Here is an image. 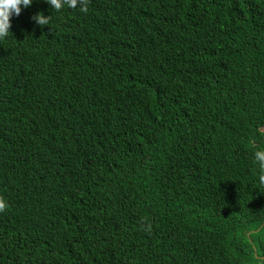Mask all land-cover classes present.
<instances>
[{
	"label": "trees",
	"instance_id": "1",
	"mask_svg": "<svg viewBox=\"0 0 264 264\" xmlns=\"http://www.w3.org/2000/svg\"><path fill=\"white\" fill-rule=\"evenodd\" d=\"M83 3L0 37V264H264V0Z\"/></svg>",
	"mask_w": 264,
	"mask_h": 264
},
{
	"label": "clouds",
	"instance_id": "2",
	"mask_svg": "<svg viewBox=\"0 0 264 264\" xmlns=\"http://www.w3.org/2000/svg\"><path fill=\"white\" fill-rule=\"evenodd\" d=\"M53 11H60L63 8L77 7L78 0H46ZM32 0H0V37H5L9 33L10 18L18 16L22 8L30 6ZM80 11H86L83 0H79ZM48 16L37 14L33 17L38 25L49 24ZM253 159L258 166V180L261 186H264V148H257L253 153ZM4 204L0 202V210H3ZM259 264V262H258Z\"/></svg>",
	"mask_w": 264,
	"mask_h": 264
}]
</instances>
